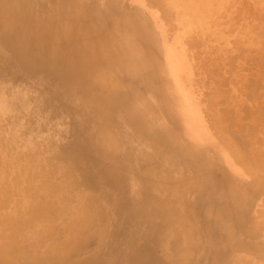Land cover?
<instances>
[{
  "label": "rangeland",
  "instance_id": "rangeland-1",
  "mask_svg": "<svg viewBox=\"0 0 264 264\" xmlns=\"http://www.w3.org/2000/svg\"><path fill=\"white\" fill-rule=\"evenodd\" d=\"M17 2L0 4V264H264V0Z\"/></svg>",
  "mask_w": 264,
  "mask_h": 264
},
{
  "label": "bare ground",
  "instance_id": "bare-ground-1",
  "mask_svg": "<svg viewBox=\"0 0 264 264\" xmlns=\"http://www.w3.org/2000/svg\"><path fill=\"white\" fill-rule=\"evenodd\" d=\"M6 0H0V4H3L4 2H5ZM18 2V4H19V6H22V7H27V8H29L30 9V4L32 3V2H36L37 0H17ZM38 5V4H37ZM112 8H113V6H112ZM116 10V9H115ZM115 12V11H114ZM11 18V17H10ZM12 19V18H11ZM133 20V19H132ZM122 21V20H121ZM122 24V23H121ZM120 26V25H119ZM136 26V25H135ZM139 26V25H138ZM2 27L3 26H1V29H2ZM118 29H113V31L118 35V37H123L124 35H125V32L127 33V29H125V28H121V27H117ZM125 31V32H124ZM137 32V31H136ZM141 38V37H140ZM42 39H44V37H42V35L37 39V41H36V43H34L33 45H34V47L35 48H37V49H40L41 51H42V53L45 55L46 53H48L49 51H51V50H56V48H54V47H51V46H49V44H47L45 41H43ZM143 39V38H142ZM11 41L12 42H14L15 40H13V39H11ZM52 41H54V39L52 40ZM136 42H138V41H136ZM128 44H129V41H128ZM127 47V54L126 55H123V61H125L126 63H127V66H129V67H133V68H135V67H139V65L140 66H142L143 64H142V62H141V60H145V61H147V55L146 54H142V57L140 56V54L138 53V52H136V53H134V54H130V52L131 51H133V50H136L135 48H137L136 46H126ZM126 47H125V49H126ZM18 50H20V54H21V57L20 58H23V57H25V55L22 53L23 51H25V53L26 54H28V52H29V47H25V46H22L21 45V47L20 48H18ZM34 60V58H31V61H33ZM35 61H37V62H39V60H35ZM72 76V75H71ZM134 97H136V95L134 96ZM131 101H130V99L129 98H125V99H123V100H121L120 102H119V104H118V107H120L121 108V110L122 111H128V109H129V116H128V119L129 120H133L132 118L135 116V119L136 120H141L142 118H141V115L140 114H138V113H136V114H134L133 113V111H136V110H134L133 108H132V104L130 103ZM181 109V112H184L183 111V109L182 108H180ZM184 121H186V118H184ZM161 136H160V134L159 133H157L156 135H155V137L153 138L154 140H156V139H159ZM197 139H199L197 136H195ZM207 152V151H206ZM211 155V154H210ZM205 156V158H207L206 160H208L209 162H215L214 160H218V158L216 157V156H213V155H211V156H208L207 154L206 155H204ZM225 175V174H224ZM241 188V187H240ZM240 188H238V190L237 189H233L232 190V192H236V191H240L241 189ZM237 201L239 200V199H236Z\"/></svg>",
  "mask_w": 264,
  "mask_h": 264
}]
</instances>
